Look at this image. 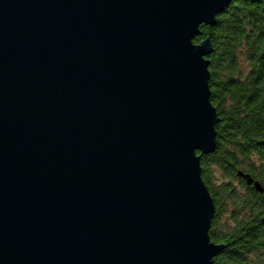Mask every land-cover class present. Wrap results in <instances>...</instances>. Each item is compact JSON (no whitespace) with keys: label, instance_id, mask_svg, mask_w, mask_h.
I'll list each match as a JSON object with an SVG mask.
<instances>
[{"label":"water","instance_id":"95a60500","mask_svg":"<svg viewBox=\"0 0 264 264\" xmlns=\"http://www.w3.org/2000/svg\"><path fill=\"white\" fill-rule=\"evenodd\" d=\"M231 1L0 0V264H214L193 40Z\"/></svg>","mask_w":264,"mask_h":264},{"label":"trees","instance_id":"16d2710c","mask_svg":"<svg viewBox=\"0 0 264 264\" xmlns=\"http://www.w3.org/2000/svg\"><path fill=\"white\" fill-rule=\"evenodd\" d=\"M193 40L208 39L210 102L216 109L215 150L201 155V178L214 203V264H264V0H233ZM199 154V153H198Z\"/></svg>","mask_w":264,"mask_h":264},{"label":"bare ground","instance_id":"6f19581e","mask_svg":"<svg viewBox=\"0 0 264 264\" xmlns=\"http://www.w3.org/2000/svg\"><path fill=\"white\" fill-rule=\"evenodd\" d=\"M233 1V0H232ZM246 183V182H245ZM206 186V185H205Z\"/></svg>","mask_w":264,"mask_h":264}]
</instances>
